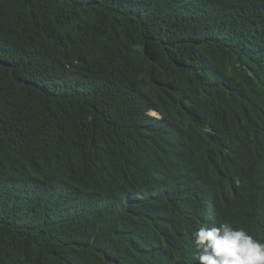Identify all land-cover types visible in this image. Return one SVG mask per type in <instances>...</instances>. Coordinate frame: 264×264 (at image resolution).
<instances>
[{
  "label": "trees",
  "instance_id": "trees-1",
  "mask_svg": "<svg viewBox=\"0 0 264 264\" xmlns=\"http://www.w3.org/2000/svg\"><path fill=\"white\" fill-rule=\"evenodd\" d=\"M226 220L264 243V0H0V264H198Z\"/></svg>",
  "mask_w": 264,
  "mask_h": 264
},
{
  "label": "clouds",
  "instance_id": "clouds-1",
  "mask_svg": "<svg viewBox=\"0 0 264 264\" xmlns=\"http://www.w3.org/2000/svg\"><path fill=\"white\" fill-rule=\"evenodd\" d=\"M192 243L198 264H264V243L227 220L198 227Z\"/></svg>",
  "mask_w": 264,
  "mask_h": 264
},
{
  "label": "rangeland",
  "instance_id": "rangeland-1",
  "mask_svg": "<svg viewBox=\"0 0 264 264\" xmlns=\"http://www.w3.org/2000/svg\"><path fill=\"white\" fill-rule=\"evenodd\" d=\"M153 115V113H151Z\"/></svg>",
  "mask_w": 264,
  "mask_h": 264
}]
</instances>
